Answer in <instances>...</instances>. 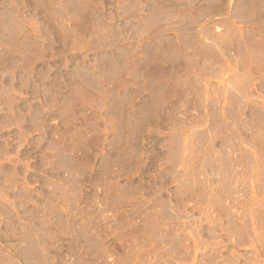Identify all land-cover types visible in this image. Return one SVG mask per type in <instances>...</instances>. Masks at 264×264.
Returning a JSON list of instances; mask_svg holds the SVG:
<instances>
[{
  "label": "rangeland",
  "instance_id": "rangeland-1",
  "mask_svg": "<svg viewBox=\"0 0 264 264\" xmlns=\"http://www.w3.org/2000/svg\"><path fill=\"white\" fill-rule=\"evenodd\" d=\"M0 264H264V0H0Z\"/></svg>",
  "mask_w": 264,
  "mask_h": 264
}]
</instances>
